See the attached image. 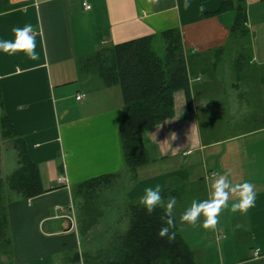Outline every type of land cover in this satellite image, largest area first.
I'll return each mask as SVG.
<instances>
[{
  "label": "crops",
  "instance_id": "crops-1",
  "mask_svg": "<svg viewBox=\"0 0 264 264\" xmlns=\"http://www.w3.org/2000/svg\"><path fill=\"white\" fill-rule=\"evenodd\" d=\"M7 1L0 11V40H14L13 27L31 24L40 59L0 51V111L24 141L47 192L24 200L8 191L10 244L0 243V264H76L75 254L82 259L108 248L129 227L119 222V211L128 219L129 206L157 184L165 200L176 198L178 234L198 264H264V112L256 114L260 110L251 108L252 116L236 107L243 101L252 107L253 101L264 103V0H245L248 36L238 40H230L234 13L219 11L226 0H189L188 9L185 0H159L156 5L148 0ZM168 30L180 35L190 74V105L182 92L174 94L172 118L142 137L148 162L135 178L125 174L126 189L116 199V214L102 212L84 240L72 189L92 178L122 174V96L117 85L106 87L98 76L82 73L79 61L100 48ZM246 51L253 73L243 77L245 91L238 93L240 79L233 65ZM224 55L232 56L222 62L219 75L218 60ZM233 72L234 83L226 84L224 74L229 78ZM248 115V123L258 124H242V131L239 123ZM7 144L16 164L7 175L0 170L2 180L19 168L18 153ZM1 155L0 146V169ZM226 172L233 184L248 181L255 186L254 207L246 214L233 213L230 200L215 231L201 226L203 217L191 231L180 216L193 200L208 197L214 173ZM191 242L197 245L192 248Z\"/></svg>",
  "mask_w": 264,
  "mask_h": 264
},
{
  "label": "trees",
  "instance_id": "trees-1",
  "mask_svg": "<svg viewBox=\"0 0 264 264\" xmlns=\"http://www.w3.org/2000/svg\"><path fill=\"white\" fill-rule=\"evenodd\" d=\"M7 4V0H0V11ZM219 11L234 13L230 40L248 36L245 0H226ZM239 57L233 65L235 72L236 69L243 68L237 72L248 79L253 73L248 68L249 57L245 54ZM80 61L82 73L98 76L106 87L119 86L122 96V117L119 124L122 174L92 178L72 189V199L78 201L79 206L78 233L86 240L102 217V210L97 204L101 190L111 189L114 181L125 174L135 178L137 169L148 162L143 135L172 118L175 93L182 92L188 106L191 97L190 74L177 30L103 47ZM3 142L12 143L18 153L19 164V168L9 179L0 178V243L6 247V244H10L5 213L8 191H14L27 200L40 196L47 190L42 187L38 167L30 160L24 141L0 111V145ZM163 215L160 208L149 215L139 203L131 204L127 231L117 237L108 248L92 256L85 254V264H198L193 252L178 234L177 225L173 229L176 233L174 240L159 237L158 232L164 225L161 219ZM72 260L77 264L80 257L75 254Z\"/></svg>",
  "mask_w": 264,
  "mask_h": 264
},
{
  "label": "clouds",
  "instance_id": "clouds-1",
  "mask_svg": "<svg viewBox=\"0 0 264 264\" xmlns=\"http://www.w3.org/2000/svg\"><path fill=\"white\" fill-rule=\"evenodd\" d=\"M149 4L156 5L159 0H148ZM185 9L191 7L189 0H185ZM203 12V7L200 9ZM14 40H0V51L14 55L23 52L30 60H39L40 54L36 51V32L31 24L11 29ZM185 155H191L186 152ZM206 167V162H205ZM230 172L223 175L213 174V179L209 185L208 197L204 200H193L191 205L180 216L181 223L196 226L203 217L202 227L208 231H215L219 223L221 213L231 204V212L246 214L251 207H254L256 200L255 186L248 182L233 184L229 180ZM177 204L175 197L165 200L162 196V186L157 184L155 187H147L144 195L139 198V205L151 215L157 208L163 210L164 215L161 219L164 225L160 228L158 235L160 238L167 237L169 241L175 239V213Z\"/></svg>",
  "mask_w": 264,
  "mask_h": 264
},
{
  "label": "rangeland",
  "instance_id": "rangeland-1",
  "mask_svg": "<svg viewBox=\"0 0 264 264\" xmlns=\"http://www.w3.org/2000/svg\"><path fill=\"white\" fill-rule=\"evenodd\" d=\"M244 54L247 56V51L246 52H244ZM232 55H224L221 59H219L218 60V65H217V74H219L220 75V73H221V71H222V67H225V66H223V63L222 62H224L225 60H227V59H229V60H231V57ZM81 60V59H80ZM80 62H82V61H79V63ZM209 68H211V67H207V69H209ZM239 70H243V68L242 69H236V75L237 76H242L239 72H237V71H239ZM225 71H226V69H225ZM252 71V70H251ZM257 72H259V70L257 69ZM85 74V73H84ZM263 75L264 74H261V77L263 78ZM224 81H225V83L226 84H229V83H234V79H235V77H234V72L232 73V74H230V77L228 78L227 77V75L226 74H224ZM238 79H240V89H239V91H238V93H242L243 91H245V87H244V84L245 83H242L243 81H244V79H243V76H242V78H240V77H237ZM254 79H256L257 78V76H254L253 77ZM229 81V82H228ZM246 86V85H245ZM117 88V90H120V88H119V86H117L116 87ZM248 88V87H247ZM253 88V87H252ZM252 88L251 89H249V90H252ZM255 88V87H254ZM253 88V89H254ZM229 91H231L230 89H228ZM255 90V89H254ZM262 93H264V90H262V92H261V94ZM223 98H224V96H222ZM237 95H236V97H235V100L237 101ZM229 100L231 101V100H233L232 98H229ZM234 100V102L236 103V101ZM253 105L255 106V107H252V106H250L251 104H250V102H245V101H243L242 103H240V104H238L236 107L238 108V112H239V110L240 111H242V110H245V112H248L249 114H251L252 116H253V114H255V112L253 111V110H260V111H256L257 113L256 114H260V115H262L263 114V110H264V106H263V104L264 103H260V102H258V101H253ZM253 109L252 111H250V109ZM244 115H245V113H244ZM226 118V117H225ZM248 118H249V115H248V117H246L245 119L243 118L242 119V122H240L239 123V128L241 127V130L243 131V128L244 127H242V124L243 125H245V127H247V128H249L250 126H256L257 124H255L254 125V122H251V123H248L247 122V120H248ZM245 120V121H244ZM243 121H244V123H243ZM225 126H227L226 124H225ZM203 127L204 126H202V124H200V129L202 130V132L204 131V129H203ZM238 128V129H239ZM254 139H257V137H254V138H252V141L254 140ZM1 173H2V175H7V174H9L10 172V167H12V165H14V164H16L15 163V161H12L13 160V157H14V154H15V152H14V150L7 144V142H3L1 145ZM263 152V151H262ZM12 170V169H11ZM125 176V175H124ZM124 176H121V177H119L118 179H116L115 181H114V183L112 184V186H111V189H102L101 191V193L99 194V196H98V198H97V204H98V206L100 207V209L102 210V212H106L107 211V215H109V214H111V216L113 215V214H116V212H115V207L118 205V204H120V202L118 203V204H116L115 202H116V199H117V197H120L119 195H122V193H123V191H125V189H126V183H125V177ZM115 204V205H114ZM125 207V204L124 203H122L121 204V209H123ZM123 211H119V213H120V217H121V219H120V223H122V225H124L125 224V226H126V223H129V220H130V218H129V216H128V219L125 217V215L123 216V213H122ZM122 213V214H121ZM177 222H178V220H177ZM179 223V222H178ZM95 228V227H94ZM189 229L191 230V231H193L194 229H195V226H192V225H189ZM82 238V237H81ZM83 239V238H82ZM82 245H85L84 243L82 244ZM194 245H197V242L195 243V244H193L192 242H191V246H192V248H193V246ZM95 255V254H94ZM90 256H91V254H90ZM80 257H82V256H80ZM81 259V258H80ZM83 259V260H82ZM79 262H84L85 263V261H84V258H82ZM87 262V261H86Z\"/></svg>",
  "mask_w": 264,
  "mask_h": 264
},
{
  "label": "built area",
  "instance_id": "built-area-1",
  "mask_svg": "<svg viewBox=\"0 0 264 264\" xmlns=\"http://www.w3.org/2000/svg\"><path fill=\"white\" fill-rule=\"evenodd\" d=\"M83 6H84V8H85L86 10L89 9V6L86 5V4H83ZM76 99H77V100H80V99H81V96H77ZM58 181H59V182H62V181H63V178L58 179ZM256 252H257V251H255V255H256ZM80 264H85V263H84V262H80Z\"/></svg>",
  "mask_w": 264,
  "mask_h": 264
}]
</instances>
